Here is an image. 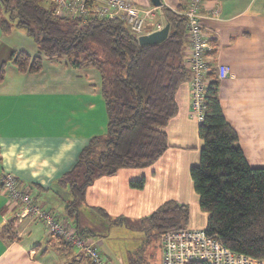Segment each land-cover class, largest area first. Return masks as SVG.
Wrapping results in <instances>:
<instances>
[{
    "label": "crops",
    "instance_id": "obj_1",
    "mask_svg": "<svg viewBox=\"0 0 264 264\" xmlns=\"http://www.w3.org/2000/svg\"><path fill=\"white\" fill-rule=\"evenodd\" d=\"M130 1L139 9L155 7L150 0ZM162 3L182 11L188 0ZM214 6L219 8L218 16H208ZM160 7L154 10L153 22L164 25ZM199 13L215 41L214 60L230 67L218 82L224 118L235 130L247 163L264 167V0H203ZM14 29L22 43H13L11 30L0 28V67L5 62L0 80V177L4 171L14 173L40 207L93 242L95 207L103 208L112 219L121 216L133 221L175 200L188 205V227L205 228L207 213L199 207L189 173L198 163L202 146L198 122L190 116L189 80L177 90L178 109L166 126L168 145L162 155L149 166L122 167L94 179L86 188L77 218H72L64 210L72 195L58 178L73 166L91 137L106 133L99 71L71 67L64 57H44L39 72H19L8 61L12 52L35 55L37 47ZM188 49L187 40L186 55ZM141 177L142 188L130 185ZM17 209L0 183V264H87L70 244L48 238L43 222L18 216Z\"/></svg>",
    "mask_w": 264,
    "mask_h": 264
},
{
    "label": "trees",
    "instance_id": "obj_2",
    "mask_svg": "<svg viewBox=\"0 0 264 264\" xmlns=\"http://www.w3.org/2000/svg\"><path fill=\"white\" fill-rule=\"evenodd\" d=\"M169 23L167 37L154 44H140L137 34L119 17L82 22L75 17L56 16L49 0H0V28L9 32L22 28L37 47V53L13 51L9 63L19 72H39L44 57H64L74 68L94 67L100 75V93L107 113L106 133L93 136L79 151L73 166L58 178L72 198L65 203L69 217L77 218L86 188L100 176L122 167H146L167 148L166 126L175 116L176 93L190 78L186 64V18L180 10L160 7ZM214 46L215 41L210 40ZM5 62L0 67L4 77ZM207 77L204 116L198 123L202 140L198 163L189 173L207 213L206 233L237 253L264 258V167H251L238 144L235 130L222 113L214 70ZM144 178L130 185L142 188ZM94 210L115 223L103 208ZM187 204L167 200L149 215L155 236L187 225ZM128 264H142L130 255Z\"/></svg>",
    "mask_w": 264,
    "mask_h": 264
},
{
    "label": "built area",
    "instance_id": "obj_3",
    "mask_svg": "<svg viewBox=\"0 0 264 264\" xmlns=\"http://www.w3.org/2000/svg\"><path fill=\"white\" fill-rule=\"evenodd\" d=\"M52 13L70 16L82 22L93 19L119 17L137 35L160 29L163 25L153 22L156 7L139 9L130 0H50ZM203 0H188L181 11L186 18V38L189 51L186 64L190 72V116L198 123L204 116V94L209 85L207 74L214 70L217 79L225 78L230 67L214 60V46L208 36L199 10ZM218 6L211 7L208 16L216 17ZM2 189L11 205L16 206L17 215L44 223L48 238H59L70 244L87 264H109V259L99 251L92 240L82 237L70 224L40 207L33 199L29 188L23 187L17 176L4 171L0 177ZM160 264H264V258H255L237 253L219 239L211 237L205 228L168 229L159 235Z\"/></svg>",
    "mask_w": 264,
    "mask_h": 264
},
{
    "label": "rangeland",
    "instance_id": "obj_4",
    "mask_svg": "<svg viewBox=\"0 0 264 264\" xmlns=\"http://www.w3.org/2000/svg\"><path fill=\"white\" fill-rule=\"evenodd\" d=\"M14 30L28 37L29 43L35 44L24 29L15 28ZM10 32L13 43H22L23 38L18 33L12 30ZM98 214L97 217L93 216L95 222L97 221V226L92 227L91 238L95 239V242L98 239L101 241L96 245L99 251L109 259V264H128L130 255L140 257L142 264H160L159 237L148 228L147 222L126 219L122 224H117Z\"/></svg>",
    "mask_w": 264,
    "mask_h": 264
},
{
    "label": "water",
    "instance_id": "obj_5",
    "mask_svg": "<svg viewBox=\"0 0 264 264\" xmlns=\"http://www.w3.org/2000/svg\"><path fill=\"white\" fill-rule=\"evenodd\" d=\"M152 5L160 7L163 3L162 0H150ZM169 33V23L166 22L160 29L154 30L149 33L140 34L137 39L140 44H154L163 41Z\"/></svg>",
    "mask_w": 264,
    "mask_h": 264
}]
</instances>
